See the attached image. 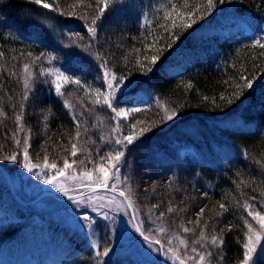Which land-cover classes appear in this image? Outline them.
<instances>
[{"label": "trees", "instance_id": "obj_1", "mask_svg": "<svg viewBox=\"0 0 264 264\" xmlns=\"http://www.w3.org/2000/svg\"><path fill=\"white\" fill-rule=\"evenodd\" d=\"M204 2L205 0L164 2L149 10L150 23L139 27L133 20L123 16L117 22V1L97 22V35L92 39L87 29L96 15L94 0H85V5L93 6L77 8L76 17L61 16L58 12L44 9L28 0H0V51L4 53L0 56V111L4 113L0 115V151L7 155L17 150L13 140L14 132L21 139L30 135L29 155L33 163H42L47 154L49 162H56L59 166L63 165L64 157L69 161L85 160V170H91L93 162L101 163V157L114 151L117 146L110 140L103 139L110 136L112 127L117 123L113 119V113L102 105L94 104L95 97L89 98L81 87L74 84H66L64 96H56L49 91V84L46 82L50 81L49 76L40 75L41 67H49L46 58L32 64L40 53H51L54 50L60 65H69L75 70L80 67L89 68L85 77L93 85L97 81L96 76H100L97 72H100L98 65L101 61L95 58V54L99 53L107 59L112 71L127 76L136 85L134 90L121 98L119 106L130 103L129 98L138 90L144 92L150 101L149 106L131 113L120 122L125 135L132 130V124L136 125L137 133L142 128H150L134 144L127 146L125 162L120 169L121 188L126 190V194L127 188L131 189L134 220L151 240L159 239L164 249L176 247V237L179 235L187 241L189 249L197 247L199 250H202L200 245L194 241L199 236L200 228L207 222L206 235L211 237L216 234L224 240L221 251L213 250L212 264H239L243 256L242 244L246 231L244 219L247 218L259 230L251 217H247L242 205L248 201L257 210L264 211V55H261L264 49L253 47L252 41L243 37L235 39L225 34L219 36L220 43H223L219 48L220 66L207 61L206 51L197 54V60L182 74H173L169 69L175 58L188 50L203 31L213 28L230 16L250 13L264 22V0H226L224 4L217 3L212 15L198 20L191 28L184 30L180 27L183 23L190 22V19L181 17L179 13L193 11L192 18H195L198 15L197 7ZM58 3L61 9L68 12L72 10L70 5L75 0H58ZM173 3L177 4L178 9L173 14L177 27H172L173 20L163 19L161 10ZM79 16H84L85 19H80ZM161 25H167L168 30ZM74 33H79V37ZM173 34L179 35L180 39L168 49L167 44L171 42ZM27 36L35 37L48 46L27 42ZM89 44L90 47H87ZM162 49L166 50L160 60L152 65L150 57ZM29 52L31 57L28 56ZM25 63L32 64L34 71L33 92L26 102L22 100L24 88L20 79ZM13 72L17 75H12ZM241 76L254 80V88L244 90L240 100L228 105L227 99H221V96L231 98L238 90L237 85L243 86ZM189 83L191 88L186 87ZM64 100L73 104V111L81 121L80 142L73 140L72 143H77L78 149H87V152L79 151L76 157L70 155L69 137L75 135V126L69 110L64 107ZM22 103L25 104L24 109L20 108ZM165 108L175 110L178 115L172 120H164ZM49 110L51 114L45 121L44 116ZM20 111H23V132L18 131L15 121V113ZM231 119H234L232 125H221V122ZM181 141L196 148L204 147L210 152L217 151V143L218 146L233 150L231 152L238 151L239 154H235L231 163L218 172L209 164L180 160L175 143ZM22 147L23 145L20 150ZM0 165L12 177L15 171L23 167L22 163L4 160H0ZM74 169L77 175L81 171L76 166ZM70 173H73V169L68 170L67 174ZM97 175L99 173H94L93 179ZM88 189H81L79 193L90 194L86 193ZM109 190H112L111 187L97 188L93 193H108ZM20 196L24 199V195L20 193ZM56 196L57 198L53 195L44 198H50L56 203L58 200L69 201L63 195ZM6 200L17 211L16 217L26 219L23 222H13L4 221L0 217V255L14 248L23 249L21 237L28 230L35 231L41 227L35 220L41 212L34 211V204L16 201L5 186L0 172V205ZM220 203H225L229 208L222 216L218 215L221 211ZM154 205L159 207H153ZM169 207L177 211L169 213ZM200 208L205 211L200 217V226L197 227L196 214ZM88 211L91 216L96 214H93L91 208ZM161 212L165 213L162 217ZM55 213L50 212L49 216ZM101 213L107 212L98 211L97 215L100 216ZM97 215L95 216L98 217ZM126 216L132 221L127 209ZM98 223L100 226L95 231L99 247L95 249L101 252L108 236L116 235V224L103 219ZM61 225L50 218V223L44 229L49 232L47 236L51 240H63L71 252H77L74 264H145L128 250H114L107 259L97 258L94 248L87 245L84 237ZM181 225L195 228V231L184 233ZM226 225H232V230L228 231ZM162 227L165 229L163 233L159 231ZM180 255H184L183 251ZM187 255L192 253L189 251ZM220 255H223V260L217 259ZM253 264H264V259H257Z\"/></svg>", "mask_w": 264, "mask_h": 264}, {"label": "snow or ice", "instance_id": "obj_2", "mask_svg": "<svg viewBox=\"0 0 264 264\" xmlns=\"http://www.w3.org/2000/svg\"><path fill=\"white\" fill-rule=\"evenodd\" d=\"M28 2L42 6L44 9H48L52 12H58L61 16L67 15L71 17L78 16V13L76 11L77 8L82 6H93L92 4L85 5V0H75V3L70 5L72 10L65 12L63 9L60 8L58 0H51V2H45V0H28ZM116 2L117 0H94L96 15L91 19L90 25L87 29L92 39H95L97 35V22L102 19L106 12L111 10L112 5ZM225 2L226 0H205L202 6L197 7L196 12L198 13V15H196L195 18H192L194 16L193 11L179 13L181 17H188L190 19V22L183 23L180 27H182L184 30L191 28L194 24L198 22V20H204L208 16L212 15L217 8V3L224 4ZM161 10L163 11V19L165 21L173 20V14L177 13L178 11L177 4L173 3L167 8L162 7ZM78 18L85 19L84 16H79ZM144 19L145 23H150L147 20L146 15ZM161 27H164L166 31L168 30L167 25H161ZM172 27H177L174 20L172 23ZM73 35L79 37V33H74ZM179 39V35L173 34L171 37V42L167 44V48H172L173 45ZM252 46H258L260 49H264V35H262L259 39H254L252 42ZM87 47H90V44ZM87 47L85 48V50H87ZM165 50L166 49H162L158 54L152 55L150 57V63L152 65H155L160 60V57L161 55H163V51ZM3 55L4 53L0 51V56ZM31 55L32 54L29 52L28 56L31 57ZM261 55H264V52H262ZM43 58L55 60L56 56L52 55L51 53H40L39 56L33 59L32 64L38 63ZM95 58L101 61V63L98 65V68L100 70V76H98L97 79L102 81V89H93L90 85L84 83V81H82L80 77L70 75L67 72L62 71L60 68L46 69L41 67L39 71L41 76L53 77L51 81L46 82L49 84V91L54 92L56 96H64V86L66 84H74L81 87L89 98H92L94 96V104L102 105L109 109L111 113H114L113 119L116 120L117 123L115 126L112 127L110 136L103 138L106 140H110L111 143L117 146L114 151H109L105 154V156L101 157V163L95 164V162H93V169L91 170H85V160L77 161L76 159H72L71 161H69L67 157H64L63 165L59 166L56 162H49V157L47 154H45L42 163H33L32 157L29 155V149L31 147L30 135H25L21 139L17 138L16 133L14 132L13 140L17 146V150L12 151L10 152V154L7 155L3 154V152L0 151V160L22 163L23 168L27 169V171L30 173H33L34 170L39 169V171L34 172L37 178L42 179L45 184L52 185L59 192L63 193L69 201L73 202V204L80 209L79 213L77 214L79 220L82 222H86V224H81L80 226L87 227L89 230H93L96 227L97 222L90 215L88 209L92 208L93 211L97 212L99 211V209L92 204L93 198L90 196L85 197L79 192H77L76 195H69V189L65 187L64 184V179L67 176L68 170L73 169V175L70 178L78 185L79 188L88 189L95 187L107 189L108 187H111L114 192L119 191V195L123 197L124 202H126V206L132 208L134 207V205L132 202L131 189L127 188L126 194V190L124 188H121L120 186V169L122 164L125 162L127 146L134 144L140 138V136L143 135L145 131L150 130V128H142L140 132L137 133L135 131L136 125L132 124V130L129 131L127 135L123 133L120 126L122 118H127L130 113H135L142 110L140 108H125L119 106L121 98L125 96L129 91L134 90L136 85L127 76L118 75L117 72L112 71L108 67L107 59L101 54L96 53ZM137 63H139V61H137ZM32 64L25 63L22 66V76L20 77V79H22L24 88L22 100L25 102L29 99V96L33 92L34 71ZM141 67H143L142 64ZM148 71H151V69H148ZM11 74L17 75V73L15 72ZM240 79L244 82L243 86L241 87V85H237L238 90L233 94L231 98H225L224 96H221V99H227L228 105H232L237 100H240L241 96L244 95V90L254 88V80H248L244 76H241ZM186 87L191 88V83L187 84ZM205 99H207V97H205ZM63 104L64 107L69 110L71 119L75 126V135L69 137V142L71 143L70 155L72 157H76L79 151L87 152V149H78L77 147V143L80 142V139L82 137L80 126L81 121L76 115V113L73 111V104H71L68 100H64ZM20 108L24 109L25 104L22 103L20 105ZM3 114L4 113L0 111V115ZM50 114L51 111L49 110L48 114L44 116L45 121L48 120V115ZM80 115H83V113H81ZM177 115L178 113L175 110L169 111L167 108H165L164 120H172ZM15 121L17 122L18 131L23 132V111L15 113ZM45 127H47L46 124ZM84 131L86 132L87 129H85ZM73 140L77 141V143H72ZM21 145H23L22 150H20ZM74 166L81 169L78 175L75 173ZM94 173H99V175H97L95 179H93ZM124 179L127 180V177H124ZM204 195L206 196L207 193H204ZM237 203L239 204V202ZM153 207H159V205H154ZM242 207L247 212V217H251V220L254 221L256 225H258L259 230L254 228L253 223L249 222L247 218L244 219L246 231L244 233V241L242 244L243 256L242 259L239 261V264H253V254L257 250V245H260V255L262 258H264V244L261 243V241L264 240V211L257 210L254 205L252 203H249L248 201H245ZM219 208L221 211L218 213V215L220 216H222L225 212L229 211V208L226 206L225 203H220ZM174 211L177 210L173 207H169L167 209V212L169 213H172ZM204 211V208H200L199 212H197L196 214L197 227L200 226V217L202 216ZM164 215L165 213H160L161 217ZM104 219H110L107 213H104ZM189 223L192 222L189 221ZM181 227L184 233L195 231V228H188L183 225H181ZM207 227V222H205L204 226L200 228L198 238L196 239V241H194L195 244L200 245V249L202 250H199L197 247H191L189 249L187 241L179 237V235H177L176 237V239L178 240V245L176 247L169 246L164 249L159 239L155 241L151 240L149 236L145 234L141 225H135L136 231L140 233V235L143 237V240L147 242L149 246H152L153 244L161 245L160 248H157V251H164L165 256L171 255V258L178 261V264H212V260L214 258L213 250H216L217 252L221 251L224 245V240L222 236L216 234H213L211 235V237H208L206 235ZM232 227V225H226V229L228 231H231ZM159 231L163 233L165 229L162 227L159 229ZM221 231H224V229H221ZM90 234H94V232ZM169 244L171 245V241H169ZM93 247L99 246L93 245ZM110 250V248L104 247L102 252L97 251V258H99L100 256H107ZM181 251H183L184 253L183 256L180 255ZM189 251L192 253V255H187ZM223 258V255L217 257L218 260H223Z\"/></svg>", "mask_w": 264, "mask_h": 264}, {"label": "rangeland", "instance_id": "obj_3", "mask_svg": "<svg viewBox=\"0 0 264 264\" xmlns=\"http://www.w3.org/2000/svg\"><path fill=\"white\" fill-rule=\"evenodd\" d=\"M117 1V22L120 21V18L123 16L124 18L133 20L132 22L137 24L139 27H143L147 24L144 19L145 15L147 16V20L149 19V10H152L154 7L156 8L162 3L171 0ZM225 34L235 37V39H241L239 37H243L253 42L254 39H259L262 35H264V23L253 17L251 14H247L239 18L224 19L213 28L203 31L198 40H196V42L188 50H185L182 55L179 54L173 61L169 69L170 72L176 75L182 74L197 60V54L201 52L206 53V51L207 61L215 66H220L221 63L218 58L220 51L219 48L220 45L223 46V43H220L221 39L219 36H223ZM25 41L37 43L41 46H48L45 42L34 37L26 38ZM51 54L56 56L54 50ZM46 60L49 64L48 69L60 68L62 71H65L70 75L80 77L84 83L90 85L93 89H102L101 86H103V83L101 80L97 79L98 75L96 76L97 81L95 84L92 85L91 82L87 81L85 76L89 73V68L80 67L79 70H75L69 65H60L57 62V59L51 60L46 58ZM49 79L51 81L53 77L49 76ZM129 100L130 103H126L120 107L141 109L150 105L148 100L139 99V97L135 95ZM232 121H234V119L223 121L221 122V125H232ZM215 147L217 151L210 152L204 147L195 149L188 144L178 143L177 152L183 160L193 159L197 160V163L211 161L219 170L222 168V165L230 162L235 154H239L238 151L231 152L233 150L218 146L217 143ZM201 150L205 151L203 153L204 157ZM35 171H39V169L34 170V172ZM34 172L30 173L27 169L21 167L14 172L15 175L12 177V175L6 171L11 184H13L15 192L18 195V199H20L17 201L21 204H34V211L41 212V215L37 216L35 220L37 224L41 225V227L43 226V228L40 229L41 227H38L35 231H32L31 229L28 230L27 234L21 237V240H23L22 242L24 243V248L19 250L14 248L8 253H2L0 255V264H73L71 263L72 257L69 255V248L67 246L60 245V243L66 244V242L63 240H58L56 242L49 239L47 236L49 232L45 230L44 227L50 223V212H56L54 219L58 220L63 225H66L69 228V231L79 233L80 236L83 237L86 236V240H90L92 246L98 245V234L95 230L100 226L98 223L99 220L103 219L104 221L115 223L116 235L114 237L109 235L107 243L104 244V247H108L111 250L107 256H100L102 259H107L111 255L110 253L114 250H118L119 252L128 250L129 252L132 251L145 264H178V261L172 259L171 255L165 256L164 251L163 255H161V251H157V248H160L161 245L153 244L152 246H149V244L143 240L141 235L136 231V221H131L129 216H126V209L129 210L126 206V202L123 201L122 197L116 193V191L114 192L113 190H109L110 192L108 191V193H102L100 191L93 193L94 189L92 187L86 192L90 194L83 195L85 197H92V204L98 208L99 211L107 212L108 217L110 218L105 220L104 213H101V215L98 216L97 212L92 210L93 214L96 213L95 215L98 216L96 217L95 215H92L94 220L97 222V225L93 230H89L87 227L80 226L81 224H86V222L79 220L77 214L80 209L75 206L73 202L58 200V203H56L50 198H44L45 196H48L42 195L46 191H53V196L56 198V195L58 194L63 196L65 195L59 192L52 185L45 184L42 179H38ZM72 175L73 173L67 174L64 179L65 187L69 189V195H75L82 189L79 188L78 185L70 178ZM3 182L12 193L10 183L7 182L4 175ZM20 193L24 195L25 200L21 198ZM109 193L111 194L109 195ZM65 198L67 197L65 196ZM12 206L13 205L8 200L3 202L2 205H0V217H2L4 221H25L26 217H16L17 211L12 208ZM59 208L60 210L58 211ZM131 213L134 215L132 208ZM92 232H94V234H90ZM261 243L264 244V240H262ZM94 252L96 253L97 250H94ZM161 259H163L164 263H162ZM257 259H264L260 255V245H257V250L253 254V262Z\"/></svg>", "mask_w": 264, "mask_h": 264}, {"label": "water", "instance_id": "obj_4", "mask_svg": "<svg viewBox=\"0 0 264 264\" xmlns=\"http://www.w3.org/2000/svg\"><path fill=\"white\" fill-rule=\"evenodd\" d=\"M0 171H1L2 174L5 176L7 182L10 183V186H11V190H12L13 195L17 198V200H20V199H18V195H17V193L15 192V189H14V187H13V184H11V181H10V179H9V177H8V174L6 173V171L3 169V167H2L1 165H0ZM51 194H52V192H45V193H43L42 195H51ZM118 194H119V193H118ZM122 198H123V197H122ZM128 209H129L130 212H131V208L128 207ZM131 216H132V218H134L132 213H131ZM133 220H134V219H133ZM138 233H139V232H138ZM139 234H140V233H139ZM161 261H162V263H164V262H163V259H161Z\"/></svg>", "mask_w": 264, "mask_h": 264}]
</instances>
